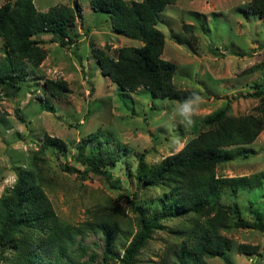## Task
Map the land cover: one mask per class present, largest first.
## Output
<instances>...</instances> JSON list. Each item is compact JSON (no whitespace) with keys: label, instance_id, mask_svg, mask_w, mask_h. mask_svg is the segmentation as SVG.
I'll use <instances>...</instances> for the list:
<instances>
[{"label":"rangeland","instance_id":"obj_1","mask_svg":"<svg viewBox=\"0 0 264 264\" xmlns=\"http://www.w3.org/2000/svg\"><path fill=\"white\" fill-rule=\"evenodd\" d=\"M251 1L175 0L160 13L157 27L166 41L162 58L177 65L173 83L182 90H196L204 98L194 123L187 125L172 116L177 102L153 101L144 88L125 92L101 74L94 50L116 57L121 47H140L142 42L118 34L107 14L93 11L91 0H35L40 12L78 2L83 8V21L72 30L76 43L69 47L52 44L50 36H43L47 57L34 69L27 87L18 94L0 90V198L15 185L18 172L39 173L63 224L79 225L91 218L89 211L100 204H111V213L120 218L130 234L127 240L122 239L128 245L139 232L137 217L128 202L135 190L130 183L134 177L128 172L134 171L140 158L144 157L149 166L160 164L207 129L205 118L227 106L233 116L256 112L259 101L247 95L256 83L264 85V71L244 72L264 60V18L251 12ZM5 3L0 0V7ZM1 46L0 42V60ZM60 79L69 88L64 99L51 97L43 87L46 80ZM97 132L111 134L113 142L122 146L121 158L111 168L115 187L103 177L88 173L79 159V145H88L89 151ZM45 136L61 140L65 149L44 147ZM97 137L103 143L104 135ZM246 149L248 158L224 163L217 168L218 176L264 173V130ZM159 193L155 191L151 196ZM250 199L248 191H243L233 199L223 196L222 204L237 202L241 217L250 220ZM259 200L264 202V194ZM222 234L233 244L228 252L231 264H264V233L231 228ZM169 240L167 232L154 233L142 251L140 264H155ZM104 245L100 233L87 232L77 237L73 247L82 255L79 263L91 264V256L101 260ZM243 246L254 254L244 251ZM115 251L123 253L118 246ZM7 256L12 257L10 252ZM208 262L225 264L220 258Z\"/></svg>","mask_w":264,"mask_h":264},{"label":"trees","instance_id":"obj_2","mask_svg":"<svg viewBox=\"0 0 264 264\" xmlns=\"http://www.w3.org/2000/svg\"><path fill=\"white\" fill-rule=\"evenodd\" d=\"M34 1L6 0L0 7L2 91L18 94L30 83L34 69L47 57L43 36H50L52 44L63 48L76 43L71 32L77 22L83 21L82 6L78 2L73 6L60 4L40 12ZM174 2L91 0L93 11L107 14L118 34L142 42L140 47H121L116 57L104 50L93 51L101 74L119 89L134 93L144 88L153 101L177 103L192 92L199 93L179 89L173 83L177 65L162 58L166 41L157 27L158 19ZM251 6V12L264 18V0H252ZM257 71H264V60L244 73ZM43 87L57 99H64L69 91L62 79L46 80ZM247 98L259 101L255 113L233 116L227 106L205 118L207 129L189 139L178 153L152 166L141 157L134 171L128 172L129 177H134L130 183L135 187L128 202L139 227L128 245L122 239L127 240L130 234L120 218L111 213V204H100L89 211L91 218L79 225H65L44 191L42 175L18 172L15 185L0 198V264H89L78 262L82 255L73 247L77 237L87 232L100 233L105 244L101 260L91 256V264H140L142 251L156 232H167L170 240L155 264H209L208 259L215 258L231 264L228 252L233 244L223 236L224 230L264 233V202H259L264 194V173L231 178L217 174V168L224 163L248 158L246 146L253 144L264 130V85L256 83ZM97 134L104 135L103 143L94 135L89 151L88 145H79V159L88 173L103 177L115 187L111 168L119 162L122 146L113 142L111 134ZM49 146L65 149L61 140L45 136L44 147ZM158 190L159 194L151 196ZM243 191L251 196L247 210L250 220L241 217L237 202L222 204L223 196L233 199ZM117 246L123 253L115 251ZM8 249L12 257L7 256ZM243 250L254 254L249 247L243 246Z\"/></svg>","mask_w":264,"mask_h":264},{"label":"clouds","instance_id":"obj_3","mask_svg":"<svg viewBox=\"0 0 264 264\" xmlns=\"http://www.w3.org/2000/svg\"><path fill=\"white\" fill-rule=\"evenodd\" d=\"M203 99L199 93L192 92L187 99L175 105L172 111L173 118L178 116L187 125H192L194 117L199 114Z\"/></svg>","mask_w":264,"mask_h":264}]
</instances>
